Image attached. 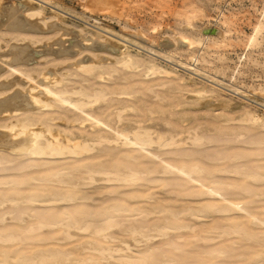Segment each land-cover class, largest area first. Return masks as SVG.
Masks as SVG:
<instances>
[{
    "label": "rangeland",
    "instance_id": "obj_1",
    "mask_svg": "<svg viewBox=\"0 0 264 264\" xmlns=\"http://www.w3.org/2000/svg\"><path fill=\"white\" fill-rule=\"evenodd\" d=\"M23 1L24 0H0V4L5 6L9 4L11 5V3H23ZM32 2V4L42 8L43 10V18L39 16L32 18V21L34 20V24L37 28L33 30H14L7 28L6 25H0V38L2 37V39H0V53H4L0 54V64L7 69L8 65L5 62L10 61L12 58L11 54L8 52L12 44H28L30 47L29 49L32 52L30 55L31 61H29V63H22V68L27 65L25 67V71L27 73L28 70L29 75L30 73L33 74L32 77L34 79H30L20 73L22 70L21 66L19 68V72L15 70L12 71V69L11 71H9L10 69L6 70V72L3 71L0 74V84H12L9 87H0V98H4L16 91H20L22 93L33 91V93H36L37 96L39 95V97L46 100L49 96H47L46 91H44V87H42V84H46L45 81H49L47 84L54 89L56 88L59 90L60 87L64 88L65 90L61 91V88L59 91L64 92L67 96L69 94L70 96L73 95L71 97L75 99L77 97L86 99V96L83 94L85 90V93L93 95L95 94V90L98 91L101 88V90L107 88L108 91H106L109 93L107 94L108 96L106 95L104 98L99 99L96 102L97 104H93L95 101L92 102V105H89L90 107L87 109L91 110L92 113L98 116L102 115L101 117L105 118V120L110 123L112 122L111 124L115 121L114 124L121 127L123 125H125L123 127H129V125H131L130 127L136 125L138 126L137 123H134L136 119L145 120L144 123H146L148 120L147 117H150L151 119H149L148 122L151 123L147 122V124L151 125L155 123L158 125H151V127H153L152 129L155 128V130H159L161 127L160 129L165 131V129L167 130L169 127L171 130L181 131V137L183 134L182 139L186 141L188 138L186 141V143H188L181 145L182 147H176L175 151L178 150L177 152L179 153H173L174 155L171 153L170 155L174 157H170L169 154H163L164 157H170L174 160L180 159V161L182 160L188 163H192L194 160L198 161L205 166L206 171H211L212 174L217 176L215 178L218 179L220 177L222 180L224 178V181H227L225 180L227 178L230 181H234L232 183L235 185L230 184V187L227 188H230L231 191H233L232 188H236V191L238 189L237 197L240 199H244L246 201L251 199L249 202L250 205H253V209H259L261 207V210L264 207V196L259 198L257 195H254V193L258 192L259 189L264 188V182L255 181L248 175V171L250 172V170L252 171L257 169V166L262 165L260 168L264 171V154L261 156L262 151L264 152V145L258 143L259 140L264 138V25L260 26L255 42L250 45L249 41V37L254 32L255 27L259 25L261 20H263L264 0H33ZM215 28H220L221 33L216 34L213 32V29ZM207 34L213 36L207 38L205 36ZM17 38L20 40H17ZM101 44L103 46H101ZM105 45H108L109 48ZM249 46L250 48L248 49ZM125 55L127 56L125 57ZM165 55L189 60L191 63H194L203 69L206 68L211 75L214 74L224 82L232 81L240 88L241 91L234 90L233 88L230 89V87L226 84L221 85L216 80L212 81V78H205V76L203 77L201 74L199 75L193 73L192 70L179 65L177 61L169 59ZM194 55L199 57V61L195 62L191 59V56ZM129 57L139 60V66L129 62L126 63L125 59H128ZM83 63H93L95 71L92 70L94 72H91L90 70V72H87L85 70H79L78 65ZM153 63L167 68L171 71V73L168 74L159 70L150 72L151 70H148L149 65L151 66ZM106 68L109 69V71L111 68L113 71L111 73L113 75ZM237 69L238 73L236 74V77L233 78V71ZM43 71L52 79L45 78ZM103 71H105V73ZM41 72L42 74H40ZM108 73L111 74V77ZM78 84H81V87ZM93 86H97L98 89H93ZM103 86L105 87L103 88ZM146 87L149 90L145 89ZM66 88L71 91H67L68 89L66 90ZM75 88L77 90L73 91ZM129 88L134 91L131 92V95L130 93H124V91H129ZM201 88L204 90L197 92V89ZM91 90L93 92H91ZM114 90L116 92L123 90V92L120 93H123L125 96H119L118 93H114ZM110 92L112 93L110 94ZM158 93L159 95L161 93V95H163L166 99H162V96L161 100H159L160 98L158 97L159 95H157ZM110 99L115 100L118 103L116 104V102L113 101L115 103L114 104ZM106 100H108V102ZM123 100L126 102L124 104H128L127 106H129V108L123 105ZM109 102L112 104H109ZM146 103L148 105H146ZM58 104L57 107L60 106H58ZM118 105L121 106V108L125 106V108H122V114L125 113L123 116L125 120H121L123 123L118 122L117 117L114 115V112L120 108ZM99 107H102L103 110L99 109L102 112L98 110V112L96 111ZM110 107L116 108L112 109ZM39 108L37 107L32 109V112L30 113L33 114L36 112L41 116V113L44 114V111L47 109V111L52 110L53 113L52 111H49L50 113H46L41 117H48L50 114H53L52 116L50 115V117L54 123L52 121H50V123L53 124L57 130L64 131L65 129V131H72L71 133L75 130L74 133L76 134L82 130L81 133L83 135L93 131L89 121H81V111L78 112L79 110L75 109V112L74 108L71 106L68 107L67 105H61V108L59 109H55L53 107ZM64 108L67 110H64ZM107 108H110V110L108 111ZM150 109L153 110L154 113L151 114L149 111ZM161 109L163 110L161 111ZM54 111L55 114L60 111L59 116H63H60L61 118L58 119L57 117L59 116L54 115ZM64 111H66V113ZM76 113L77 115L79 113L80 114L77 116ZM108 114L111 117L113 115L114 118H106L109 117ZM148 114H150V116ZM154 114L156 118L154 117ZM253 115L259 118H252ZM9 117L6 119L0 118V125L3 123H10V120L13 122L17 118L11 116L10 118L12 119H10ZM61 120L64 121L62 122ZM83 124L84 126L81 127ZM197 124L199 128L197 127ZM162 127L164 129H162ZM193 127L195 131H193ZM191 129L193 130L191 131ZM1 130L4 131L5 129L0 126V131ZM76 130L78 132H76ZM187 131L191 133V136L192 133L195 134L198 131L199 133L201 132L203 136L205 135V143L201 145L196 144L199 145L198 147L195 144L192 145L189 143L191 142L189 140L190 133ZM229 136L234 137L231 139ZM214 137H218V140ZM222 139L225 140L223 141ZM241 149L242 151H244L243 149L246 151L243 153L241 152ZM186 150H192L191 152L193 156L186 154L191 153L186 152ZM0 151L6 150H3L0 147ZM235 151L237 152L235 153ZM1 154L3 155L0 156V160L7 156L6 158L9 159V161L4 162L6 164L2 163V165H0V182L2 180L4 181V179H22L24 180L23 184H25V187H23V184H21V187L26 189V192L27 190L29 191L30 189H35L34 186H31L33 184H30V180L32 181V179L29 178L32 175H42L43 177L44 174H48L50 176L51 173L55 174V171L57 172L62 166H68V164L63 165L64 159L59 157H56L57 159L52 158L49 160L48 158L51 157L45 156L46 160H31L30 157L27 156L28 158H26L23 156V158L21 157L22 160L20 157L18 160L17 156L20 155L17 153L8 154L6 151L0 152V155ZM233 154L242 155L243 158L239 155L238 157L240 158H236ZM257 154L259 156H257ZM10 156H12V158ZM189 157L191 158L189 159ZM218 157L222 158V160H219ZM232 157L234 159H232ZM106 158L110 159V155ZM13 159H17V162ZM118 159L119 156H115L113 159H110L111 164L114 165L115 162L117 163ZM26 161H36L38 168H36L37 166L35 165L37 164H35L31 169V166L26 169L25 167L27 165H31L30 162L25 166ZM123 161L125 164L131 162L129 159H123ZM133 162L136 163L135 161H132V163ZM231 162H237V164ZM17 163H22L24 166L22 164L18 166ZM241 163H243V165L245 163V166H240L239 164ZM4 165L5 167H3ZM207 165L208 168L206 167ZM15 166H17V168H15ZM22 167L25 169L20 171ZM225 167L230 170L233 168V170H224L218 173L220 169ZM216 169H218V172ZM237 170L239 172H235ZM63 172L64 171L60 172V175L61 178L65 176L63 179L67 181H65V183L59 180L60 175H58V179L55 178L57 177L56 175L55 177L53 176L54 178L52 177V179L50 176V179L48 178L49 180L44 179L45 181H33L32 183H35L34 185L36 186L38 185L39 190L42 191H54L56 189L60 192L74 190L86 191L89 193L91 198L84 200L77 199L53 202L22 201L15 205L14 203L8 202L3 206H0V211L2 210V213L3 211H8L10 208L21 209H16L13 211L14 213L11 212L12 214L10 212H4L3 214L0 213V216L3 217V220L2 217H0V228H15L16 231L22 235L24 234L23 236L27 239L26 241L30 243L33 242L37 245V248L39 247L40 249L54 248L55 246H58L57 248L60 247L61 249L66 247L63 250L70 253L68 260L55 262L54 264H80L81 262L77 260L80 258L86 259V262L90 264H119L120 260L124 261L125 256L136 255L138 250L143 249L148 242L151 244L155 243L156 245L158 243L159 245L160 243H164L163 241L165 240L168 241L167 238H170L172 241L176 239L174 242H180L179 244L182 243L180 246L183 247L184 251L174 249L173 252L178 253L180 260L183 262L188 263L189 261L188 264H209L215 260L220 262L218 264H233L234 262V264H248V260L250 258L249 252H251L250 250L248 251V249H253V246H256L255 243L249 240L246 242V240L239 236L238 239L243 241L236 246L237 250L233 249V252L230 253L229 251V254L226 253L215 258L212 257V254H208L203 251L209 247L212 248V243L196 241L193 237L194 231H190V229L177 231L178 233L175 231L174 233L170 232V234L163 236L158 235L156 238L147 242L143 234L139 233V235L135 233H128L131 232L129 230L130 226H132V224H138V220H132L134 217H131V215L129 216V214L126 213H120L123 215L120 216L119 214V216L115 218V224L113 226L100 232L95 231L93 226L84 232V229L76 226H68V229L65 222L67 223V221H70L71 217H73V220L80 223L78 226H83V219H81V215L78 212H81L83 218L84 212H101L106 205L109 203L112 204L113 202H122L130 205H143L146 208H151L153 204L158 205L166 203V201H162L166 199L169 201V205H195L197 202L191 200H196L198 196H191L192 194L189 190H198L199 186H193L198 184L192 182L186 183L188 180L185 177H174L171 179V175L160 178L155 174H151L150 176L148 175L149 177L147 175H142L138 184L136 182L125 184L114 179L107 180V176L104 175H96V181L94 180L95 182H93L89 179L83 180V177L78 179L81 174H77L76 172H69L70 174L72 173L71 175L69 173L63 175ZM48 175L45 176V178L48 177ZM69 178L71 182L69 181ZM147 178H150V180H146ZM206 179H209V177ZM246 179L247 181H245ZM72 181L75 183L73 184L74 186L72 184H67L68 182L72 183ZM25 182H29L27 184L30 186H26ZM83 182L86 183V186ZM259 184L262 187H260ZM250 185L251 187L255 186L253 187V194L250 191L253 189H250ZM9 186L11 187L12 184L3 183L0 184V189H8ZM237 186L241 188V190L237 188ZM244 186L246 188L245 192L243 191L245 189ZM194 187H197V189ZM256 187H259L258 190ZM186 189H188L187 193L184 192ZM139 193L143 196H139ZM145 193L149 194L150 197L146 198L147 196ZM250 195L255 198H249ZM175 200H179V202ZM82 209L85 211L83 212ZM17 210L20 211L18 212ZM65 211L70 213L69 215L71 216L68 217L69 215L67 214V218L65 217V219L62 220L64 223L60 221L61 225L59 222L54 226H44L40 228L37 219L44 218L51 220L57 216L62 218L63 215L66 216V214H63ZM6 213L8 214L6 215ZM243 213L245 212L238 211L236 218L242 221L243 224L251 227L248 225L249 223H247L248 215ZM160 214H154L153 216L151 215V217L162 218L163 216ZM219 214L221 213H213V215L198 219V224L201 222L198 228H205L207 223L212 222L213 219L222 220L219 219V217H222L221 215L223 214ZM39 215H41L42 218ZM127 215L131 218L129 219ZM136 217L139 219V216ZM182 217L184 220H195L193 217ZM68 218L70 220H68ZM79 219L82 221L79 222ZM125 228L127 230H125ZM80 230H82V232ZM67 234H69V236ZM179 234L183 237L177 236ZM50 235L51 237L55 236L53 237V240L47 239L51 238L49 237ZM71 236L75 237L72 238ZM36 238L38 239L36 240ZM40 238L41 240H39ZM141 239H144V241ZM195 243L197 244V247L193 245ZM248 243L252 248H249ZM164 244L163 248H171L170 245ZM218 244H226V241L220 242L219 240ZM241 244H243L241 248L238 247ZM103 249L106 251H103ZM191 250H195L196 253L194 254V251L192 252ZM238 251H245V254H247L248 251L249 256L245 254H243V256H236V252ZM157 253H161V250L158 249ZM76 254H79V256ZM122 256L123 258L120 259ZM103 259L105 261H103ZM97 260H99V263ZM101 260L102 262H100ZM129 264L135 263L131 262Z\"/></svg>",
    "mask_w": 264,
    "mask_h": 264
},
{
    "label": "bare ground",
    "instance_id": "obj_2",
    "mask_svg": "<svg viewBox=\"0 0 264 264\" xmlns=\"http://www.w3.org/2000/svg\"><path fill=\"white\" fill-rule=\"evenodd\" d=\"M32 1L31 0H24L23 3H20V2L16 3V4L11 3V5L9 4V5H5V6H2V4H0V10H1L0 11V25H6L7 28L14 29V30H26V29L33 30V29L37 28L34 24V20L32 21V18H35L37 16L42 17L43 16V10H42V8L32 4L33 3ZM55 25L57 26L56 23H55ZM261 25H264V15H263V20H261L259 22V25H257L255 27L254 32L249 37L250 45L255 42ZM213 32H215L216 34H220L221 30H220V28H215V29H213ZM205 36L207 38H209L213 35L207 34ZM0 39H2V37ZM17 40H20V39L17 38ZM98 46H100V45H98ZM101 46H103V45L101 44ZM105 46L109 48L108 45H105ZM29 48L30 47L28 44L27 45L12 44L9 48V51H8L9 54H11L12 58L10 61L5 62L8 65L7 69L4 66H2V64H0V74L3 71L6 72V70H9V69H10L9 71H11V69H12V71L15 70V71L19 72L20 71L19 68L21 66L22 70L20 71V73H22L23 75H25L26 77H28L30 79H34L32 77L33 74H31V73H30V75L28 74L29 73L28 70L26 73L25 67L27 65L22 68V65H23L22 63H29V61H31L30 55L32 52ZM249 48H250V46L248 47V49ZM0 54H4V53H0ZM127 55H125V57ZM169 55H165V56H167L169 59H174L175 61H177V63H179V65H181L183 67H187L188 69L192 70L193 73H196L199 75L201 74V75H203V77L205 76V78H212V81L216 80L221 85L222 84L228 85V87H230V89L233 88L234 90L241 91L240 88L237 85H235L232 81L224 82L222 79H219L214 74H213L214 76L211 75V73L208 70H206V68L203 69V68L199 67L198 65L191 63L189 60H183V59L175 58L174 56H169ZM191 59L194 60L195 62L199 61V57L197 55L191 56ZM125 61H126V63L129 62V63H133L134 65H138V66L140 64L139 60H137L136 58L134 59L132 57H129L128 59L126 58ZM100 66H102V65H100ZM78 67H79V70L81 69V70H85L87 72L88 71L90 72V70H91V72L95 71V69H94L95 66L93 65V63L92 64L91 63L90 64L89 63L88 64L83 63V64L78 65ZM92 70H94V71H92ZM107 70L109 71V69H107ZM148 70L149 71L151 70L150 72H152V71L154 72V71L159 70V71L164 72V73H168V74L171 73V71L168 70L167 68L158 66L155 63H153L151 66L149 65ZM103 72L105 73V71H103ZM109 72L110 73L113 72L111 70V68H110ZM237 73H238V69L234 70L232 77L235 78ZM40 74H42V72ZM111 74H109V76ZM43 75L47 79H52L51 77H49V75L44 73V71H43ZM72 75H73V73H72ZM77 75H79V74H77ZM105 75H107V74H105ZM75 76H76V74H75ZM147 76H149V75H147ZM91 79H93V78H91ZM47 82H49V81H47ZM47 82L45 81L46 84H42V87H44V89H45L44 91H46L47 96H49L48 98H46V100L44 98L39 97V95L37 96V94L33 93V91H29L28 93H22L20 91H16L15 93H12V94L4 97V98H0V118L6 119L9 116L10 117L11 116L17 117L16 120L13 122H12V120H10V123H3L0 125L1 127H3L5 129L4 131H2V130L0 131V147L3 150L5 149L8 152V154L17 153L18 155H20V156H17L18 158L16 157L18 160H19V157L21 159V157L23 158V156L26 158L30 157L31 160H36V159L46 160L45 156L51 157V158H48L49 160H51L52 158L57 159L56 157H59V158L64 159L63 165L68 164V166H66V165L62 166L61 169L59 168L57 172L55 171V174L49 173L51 177L48 174H46V175L44 174L43 177H42V175L41 176L40 175H32L30 178L28 176L29 179H32V181L30 180V182H31L30 184H33L31 186H34L35 189H30L29 191L27 190V192H26V189H23L21 187V184H23V182H24V180H22V179H15V178L13 179L12 178L10 180L9 179L8 180L4 179V181L2 180L0 182V184H3V183L12 184V186L11 187L9 186L8 189H0V206H3L5 203H8V202L14 203V205H15V204H18L19 202H22V201H25V202H35V201L53 202V201H64V200L68 201V200H77V199H81V200L83 199L84 200V199L91 198L89 193L86 191H80V190L75 191L74 190V191L60 192V191H57V189L54 191H42V190H39L38 185L36 186V185H34L35 183H32L33 181H43L44 179L49 180L50 178L52 179V177L53 176L55 177L56 175H57V177H55V178L58 179V175H60V172H62V171L65 172V173L63 172V175H65L66 173H69L71 171L76 172L77 174H81L79 176V178L77 176L78 179H81L80 177H83L84 178L83 180L89 179V180L95 182L96 181L95 180L96 175H102V176L104 175V176H107V178H106L107 180L114 179L118 182H123L125 184H131V183H135V182L138 184L142 178L141 177L142 175H147V176L149 175L150 176L151 174H155L159 178L163 177V176L166 177V176L171 175L170 176L171 179L174 177H176V178L177 177H185L188 180L186 183L192 182V183L198 184V185H193V186H199L198 190H195V191L189 190L192 194L191 196H193V195L198 196V198L196 200H191V201L197 202L195 205L194 204H192V205L191 204H185V205L181 204L180 206L169 205L168 204L169 201H167L166 199L162 200V201H166V203L158 204V205L153 204V206H151V208H146L143 205H136L135 202H134L135 205L124 204L122 202H116V203L111 202L112 204L109 203L108 205H106L103 208V210L101 212H98V213H94V212L86 213V212H84L85 210L82 209L84 212L83 218H82L81 212H78L81 215V219H83V226H78V224H80V223L73 220V217H71V220L68 218V220H70V221H67V223L65 222V224L67 225V227L68 226H74V227L76 226V227L82 228V229H84L83 232L93 226L95 228V231L100 232L102 230L108 229L111 226H113L115 224V218L117 216H119L120 213H123V214L126 213V214H129V216L131 215V217H134L132 220H136V221L138 220L137 221L138 224H132V226H130V229L128 228L131 231L128 233L129 234H131V233L143 234V236L146 238L147 242L156 238L158 235L163 236V235L170 234V232L174 233V231L177 232V231L184 230V229H190V231H192V230L194 231V234L193 233L192 234H193V237L195 238L196 241H198V242L204 241L205 243L206 242L212 243L211 244L212 248L209 247L207 249H204V250L202 249V250L205 251V253L212 254V257L216 258L220 255H224V254L228 253L229 251H230V253L233 252V249L237 250L236 246L239 245L240 243H242V241H243V240L238 239V237L240 236L244 240H246V242H248L247 240H249V241L256 244V246L252 245L253 249H248V251L249 250L251 251V252H249L250 258L248 260L249 261L248 264H264V207L261 210H260L261 207L259 209H253V207H252L253 205H250V202H249V201H251V199L246 201L244 199H240L237 197L238 196V189L236 191V188L231 187L233 189V191H231L230 188H229L230 189V191H229V189L227 187H230V184H233L232 182H234V181H230L227 178L225 179L227 181H224V178H223V180L220 177L218 179L215 178L217 176L212 174L211 171L210 172L206 171V168L202 163L195 161V160L192 163H188L186 161H182V160L180 161V159L174 160V159L170 158V157H174V156H170L171 153L172 154L173 153H179V152H177L178 150L175 151L176 147H179L181 145H185L188 143V142L186 143L188 138L186 141L184 139H182L183 134L181 137V131H179V130L174 131L173 129L171 130V128H169V127L167 128V130L165 129V131L161 130L160 129L161 127L159 128V130H157V129L155 130V128L152 129L153 127H151V125H157V124L154 123V124L148 125L147 122L149 119H151L150 117L149 118L147 117L148 120L145 118L147 120L146 123H144L145 120L136 119L134 123L138 124V126L136 125L137 127L136 126L130 127L131 125H129V127H123L125 125H123L121 127L117 124H114L115 121L113 122V124H114L113 125V124H111L112 122L110 123V122L106 121L105 118L101 117L102 115L98 116V115L92 113L91 110L87 109L92 105V102L95 101V103H93V104H97L96 102L99 99L104 98L107 94H109L107 92L108 91L107 88H105L104 90H101L102 88L101 89L99 88L100 90H98V91L95 90L96 92L94 91L95 94H93V95H91L89 93H85L86 92V90H85V92L83 94L86 96L87 100L85 98H78V97L75 99V98L71 97L73 95L70 96V94L68 92H67L69 94L68 96L64 92H61V91L65 90L64 88H62V87H60V89L58 88L59 90H61V88H62V90L59 91L56 88L54 89V88L50 87L47 84ZM1 84H0V87L1 86L2 87H9L12 83L11 84L10 83H1ZM51 84H52V82H51ZM78 85H80V87H81V84H78ZM127 85H128V83H127ZM104 87L105 86H103V88ZM137 87H139V86H137ZM94 88L98 89L97 86L96 87L93 86V89ZM134 88H136V87H134ZM67 89L68 88H66V90ZM145 89H148V88L146 87ZM75 90H77V89L75 88L73 91H75ZM92 90H91V92H93ZM131 90L132 89L129 88V91L128 90L124 91V93H130V95H131V92H134L133 90L132 91ZM202 90H204V89H202V88L197 89V92L202 91ZM67 91H71V90L68 89ZM112 92H110V94ZM120 92H123V90L122 91L120 90ZM120 92H116L114 90V93H118L119 96H125V95H123V93H120ZM134 94H136V93H134ZM157 95H159V93ZM162 96L163 95H161V93H160V95L158 96L160 99L159 98L158 99L161 100ZM163 97H162V99H166L165 97L164 98ZM114 99H115V97H114ZM123 99H126V98H123ZM115 100H111L112 103L117 101V100L116 101ZM175 100H176V98H175ZM106 101L108 102V100H106ZM162 101H164V100H162ZM112 103L109 102V104H112ZM117 103L118 102H116V104ZM119 103H122V102H119ZM124 103H126V102L124 101L123 105H125ZM57 104H58V106L59 105L60 106L57 107ZM61 105L62 106L67 105L68 107L71 106L74 108V110L75 109L79 110L78 112L81 111V118H82L81 121L82 120L89 121L91 124V127L93 128V131H91V133L86 132L87 134L83 135L81 133L82 130H80V129H79L80 130L79 132L81 134L77 130H76V132H78L77 134L74 133L75 130L73 131V133H71L72 131L69 132L68 130H67L68 131L67 132V131H65V129H64V131L57 130V128H55L53 126V124L50 123V121H52L54 123V121L51 120L52 119L50 117L51 114L48 117H44V116L41 117L42 115H44L46 113H50L49 111H52V110L47 111L48 110L47 109L46 111H44L45 112L44 114L41 113V116H40V114L38 115V113H36V112L33 114L30 113V112H32V109L37 108V107L38 108L39 107H49V108L53 107L55 109H57V108L59 109V108H61ZM127 105H125V106H127ZM146 105H148V104L146 103ZM125 106H123V107L125 108ZM119 107L120 108H118L117 111L114 112L115 113L114 115H115V117H117L118 122H121V120L124 119L123 116L125 113L122 114V112H123L122 108L123 107L122 108H121V106H119ZM132 107H134V106H132ZM65 108H67V107H65ZM65 108H64V110H67ZM110 108L113 109L116 107H110ZM110 108L109 109L107 108L108 111L110 110ZM127 108H129V106H127ZM99 109H102V107L97 108L96 111L97 110L100 111ZM107 109H106V111H107ZM135 109H134V111H135ZM76 110H75V112H76ZM162 110L163 109H161V111ZM149 111L151 114L154 113V111L151 109ZM64 112L66 113V111H64ZM100 112H102V111H100ZM52 113H53V111H52ZM163 113H165V112H163ZM57 114H55V111H54V115H56V116H59L60 111ZM76 115H77V113H76ZM137 115H139V114H137ZM148 115L150 116V114H148ZM60 116L57 118L59 119L63 115L61 117ZM108 116H109V114H108ZM110 117L111 116L106 117V118L110 119ZM154 117H155V114H154ZM254 117H257V116L253 115L252 118H254ZM111 118H114V116L112 115ZM257 118H259V117H257ZM10 119H12V118H10ZM75 120H76V118H75ZM133 121H134V119H133ZM7 122H9V121H7ZM78 122H80V121H78ZM121 123H123V122H121ZM148 123H151V122H148ZM84 124L81 125V127L84 126ZM202 124H204V123H202ZM197 127H198V124H197ZM172 128H173V126H172ZM162 129H164V128L162 127ZM168 129H170V130H168ZM189 129H190V127H189ZM193 129H194V127H193ZM193 129H191V131ZM202 129H204V128H202ZM90 130H88V131H90ZM193 131H195V129ZM188 133H190V132H188ZM189 136H190L189 140L191 141L189 143H191L192 145L193 144L201 145V144L205 143V140H204L205 135L203 136V134L201 132L199 133V131L195 134L192 133V136L190 133ZM229 137H231V136H229ZM233 137H231V139ZM214 138H216V137H214ZM252 141H254V140H252ZM240 142H241V140H240ZM217 143H218V141H217ZM258 143L264 145V138L259 140ZM199 145H196V146L198 147ZM189 150H186V152L192 151V150L191 151H189ZM243 150L246 151L245 149H243ZM6 151H0V152H6ZM244 151H242V149H241V152L244 153ZM236 152L237 151H235V153ZM248 152H249V150H248ZM181 153H182V151H181ZM163 154H169L170 157L169 158L166 156L164 157ZM186 154H188L189 156H193L192 152L190 153L191 155L189 153H186ZM258 154H259V151H258ZM258 154H257V156H259ZM263 154H264V152L262 151L261 156ZM2 155L3 154H1L0 156H2ZM108 155H110V159H113V157H115V156H119L118 162L117 163L115 162L114 165L111 164L110 159L106 158ZM234 155L236 158H240V157H238L239 154H233V156ZM248 155H249V153H248ZM239 156L242 157V155H239ZM6 157H4V158L2 157L3 159L1 158L2 160H0V163H1L0 165H2V163L6 164L4 162L9 161V159H7ZM10 157L12 158V156H10ZM190 158L191 157H189V159ZM218 158H219V160L220 159L222 160V158H220V157H218ZM17 159H13V160H15L17 162ZM123 159H129V161H131V162H128L127 164H125ZM175 159H176V157H175ZM232 159H234V158L232 157ZM132 161H135L136 163H134V162L132 163ZM230 161H232V160H230ZM234 162H231V163H234ZM237 162L234 164H237ZM29 163L31 165H27ZM9 164H10V162H9ZM11 164H12V162H11ZM17 164H14V165H17ZM21 164L22 163H19L18 166ZM35 164H37L36 161L35 162L26 161L25 166L26 165L27 166L25 168L27 169L31 166L30 167V169H31ZM7 165H8V163H7ZM239 165L245 166V163H244V165H243V163H241ZM35 166H37L36 168H38V164ZM46 166H48V165H46ZM261 166H257L258 167L257 169L252 170V171L250 170V172L248 171V175L255 181L264 182L263 181L264 171L260 168ZM3 167H5V165ZM206 167L208 168V165ZM15 168H17V166H15ZM25 168H23V167H22V169L20 168L21 169L20 171L24 170ZM217 170L218 169H216V171ZM224 170L231 171V170H233V168L230 170V169L225 167L223 169H220L219 172L218 171L217 172L220 173L221 171H224ZM235 172H239V171L237 170ZM222 173H224V172H222ZM245 174H247V173H245ZM47 175H48V177L45 178V176H47ZM207 177H209V179H206ZM26 178H27V176H26ZM64 178H65V176L63 178H61V175H60L59 180L61 182L65 183L66 180H63ZM146 180L149 181L150 178H147ZM69 181H70V178H69ZM75 181H76V179H75ZM245 181H247V179ZM255 181H253V182H255ZM70 182H68L67 184H72V185L75 184V183H73V181H72V183H70ZM27 183H29V182H27ZM27 183H26V186L29 185ZM39 183H41V182H39ZM83 184H85V186H86V183L83 182ZM236 184H237V182H236ZM88 185H90V184H88ZM233 185H235V184H233ZM259 186H260V184H259ZM23 187H25V184H23ZM179 187H181V186H179ZM240 187H242V186H240ZM248 187H249V184H248ZM253 187H255V186H253ZM253 187H251V185H250V189H252ZM260 187H262V186H260ZM194 188L197 189V187H194ZM237 188H239V187L237 186ZM244 188H245V186H244ZM258 188L256 187L257 190H258ZM239 189L241 190V188H239ZM253 190H254V188L252 190H250L252 194L254 193ZM187 191H188V189H186L184 192L187 193ZM243 191L245 192L246 188ZM145 194L147 196V197L145 196L146 198L150 197L149 194H147V193H145ZM254 195H257L259 198L263 197L264 196V188L259 189L258 192L254 193ZM139 196H141L140 193H139ZM250 197L252 198L254 196L250 195L249 198ZM175 201L179 202V200H175ZM180 203H183V202H180ZM184 203H185V201H184ZM11 206H12V204H11ZM31 206H33V205H31ZM16 209H20V208H16ZM16 209L10 208V209H8V211H3V213L4 212H10L11 213V212L15 211ZM20 210H17V211L19 212ZM26 211H29V210H26ZM238 211L239 212H245L246 215H248V222L247 223H249L248 225H250L251 227L243 224L242 221H240L239 219L236 218ZM21 212H23V211H21ZM0 213H2V210L0 211ZM213 213L223 214V215L219 214L222 216V217H219V219H222V220H214L213 219L212 222L207 223L206 226L204 225L205 228H203V229L198 228L199 224L201 222L198 224L197 220L202 218V217H208L210 215H213ZM245 213H243V214H245ZM7 214L8 213H6V215ZM63 214H66V216L63 215L62 218L57 216L51 220L44 219V218L43 219H37V221L40 225V228H42L44 226H52V225L54 226L55 224H58L60 221L62 222V220L65 219V217L67 218V216L70 213L65 211ZM123 214H120V216ZM154 214L155 215L160 214L163 217L162 218L151 217V215L153 216ZM39 216L42 218L41 215H39ZM70 216L71 215H69L68 217H70ZM129 216L127 215V217H129ZM136 216H139V219H137ZM182 216L193 217V218H195V220H191V219H185L184 220V218ZM0 217H2V216H0ZM131 217H129V219ZM81 219H79L80 220L79 222L82 221ZM216 219H218V218H216ZM2 220H3V217H2ZM61 222H60V225H61ZM62 223H64V221ZM202 226H203V224H202ZM30 228H31V226H30ZM68 229H69V227H68ZM120 229H122V228H120ZM125 230H127V229L125 228ZM80 231L82 232V230H80ZM153 232H156V233H153ZM23 235L21 233H19L18 231H16L15 228H13V229L12 228H5V229L0 228V264H54L55 262L68 260L70 253L63 250L66 247L61 249L60 247L57 248L58 246H55L54 248L51 246L52 248L40 249L39 247L37 248V245L34 244L33 242L30 243V242L26 241L27 239H25V236H23ZM67 235L69 236V234H67ZM177 236L183 237L181 234H179ZM49 237H51V235ZM53 237H55V236H52L51 238H47V239L53 240ZM74 237L75 236H73L72 238H74ZM188 238H190V237H188ZM37 239L38 238H36V240ZM44 239H42V240H44ZM47 239H46V241H47ZM167 239H168V241L165 240L163 242L167 245H170L171 246L170 249L163 248L164 243H160L159 245L157 243V245H156L155 243L151 244L148 242L146 244V246H144L143 249L138 250L136 255L125 256L124 261L120 260L119 264H129L131 262H134L135 264H188L189 261H188V263L183 262L182 260H180L179 254L173 252L174 249H177L179 251H184L183 247L180 246L182 243L179 244L180 243L179 241H177L179 243L174 242V241H176V239L173 241L170 240V238H167ZM39 240H41V238ZM141 240L144 241V239H141ZM219 240H220V242L226 241V244H218ZM184 241H186V240H184ZM243 244H241L238 247L241 248V246ZM193 245L197 247L196 243ZM213 245H216V246H213ZM246 245H247V243H246ZM248 246H249V248L251 247V245H249V243H248ZM46 247H48V246H46ZM158 249L161 250V253H157ZM104 250L105 249H103V251ZM195 250H193L194 254L196 253ZM239 250H241V249H239ZM248 251H247V254H245L246 253L245 251L244 252L238 251V252H236V256H243V254L248 255ZM97 252H99V251H97ZM71 254H72V252H71ZM76 255L79 256V254H76ZM88 257H90V256H88ZM97 258H99V257H97ZM122 258H123V256L120 257V259H122ZM242 259H244V258H242ZM77 260H79L81 262L80 264H90V263L86 262V259L80 258ZM88 260H90V259H88ZM91 260H93V259H91ZM103 261H105V260L103 259ZM217 261L215 260L214 262H211L209 264L220 263ZM237 261H239V260H237ZM97 262L99 263V260H97ZM100 262H102V260ZM190 262H191V260H190ZM241 262H243V261H241ZM203 263H205V262H203ZM243 263H245V262H243ZM111 264H117V263H111Z\"/></svg>",
    "mask_w": 264,
    "mask_h": 264
}]
</instances>
